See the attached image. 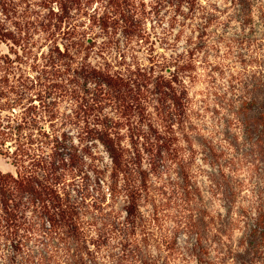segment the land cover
Listing matches in <instances>:
<instances>
[{"label":"trees","instance_id":"16d2710c","mask_svg":"<svg viewBox=\"0 0 264 264\" xmlns=\"http://www.w3.org/2000/svg\"><path fill=\"white\" fill-rule=\"evenodd\" d=\"M94 1L0 0V44L9 50L0 58L7 63L11 112L5 123L0 121V146L7 147L15 166V171L0 170V248L4 241L13 257L26 252L30 261L25 264H59L62 256L65 264H99L98 253L116 240L112 248L126 255L137 247L136 230L146 222L141 206L151 201V176L172 166L182 189H192L196 51L206 47L202 35L217 6L156 0V6L172 10L159 35L154 26L151 31L141 26L143 10L131 0H96L100 4L91 11ZM231 3L243 16L252 15V0ZM197 17L196 41L187 37V46L179 50L180 30L173 33V27ZM117 29L125 43L112 57L108 42ZM142 46L146 51L139 56ZM15 67L19 75L10 80ZM255 73L249 83L248 76L239 80V88L251 84L248 92L254 95L241 108L258 105L246 120L264 161V73ZM33 90L36 102L27 98ZM59 97L70 100L61 123L75 127L78 143L67 130L45 125L55 118ZM191 225L198 231L196 221ZM31 240L37 250L28 246ZM169 246L173 249V241Z\"/></svg>","mask_w":264,"mask_h":264},{"label":"rangeland","instance_id":"374dc122","mask_svg":"<svg viewBox=\"0 0 264 264\" xmlns=\"http://www.w3.org/2000/svg\"><path fill=\"white\" fill-rule=\"evenodd\" d=\"M201 1L208 8L210 5L217 6V11L202 35L207 40L206 47L196 51L200 73L191 89L195 104L190 122L196 149L195 158L190 163L192 189H182L181 177L172 166L169 170L164 169L161 176H151V201L141 206L146 222L136 230L138 233L133 242L137 247L125 255L112 248L116 240L98 253L99 264H111L113 259L118 264H264V161L252 145L254 135L250 134L246 120L256 114L258 105L243 110L242 101L252 99L254 95L248 92L251 84L247 89L239 88V80L248 76L249 83L252 81L249 75L253 72L256 76L264 73L260 67L264 68V0H252L251 16H243L231 0ZM131 2L143 10L141 26L149 31L154 26L159 35H163V27L168 26L172 16L171 8L162 3L156 6V0ZM99 4L95 0L90 10ZM159 18L162 21L158 25L156 21ZM198 21L199 17L186 21L188 25L184 27L178 22L173 27V33L180 30L177 40L179 50L187 46V37L196 41L195 37L201 31L196 23ZM102 37L98 38V42ZM169 37H173L172 33ZM34 38L39 36L36 34ZM109 40L107 53L114 57L118 54L119 45L123 47L125 38L117 29ZM137 48L138 55L143 56L146 51L144 46ZM40 49L41 46L33 47L34 51ZM7 51V45L1 43L0 54ZM21 66L25 69L24 64ZM14 70L9 75L10 80L19 75L18 68ZM27 70L29 75H35V71ZM233 73L236 77L232 76ZM33 92H28L27 98L32 96L36 102L38 98ZM56 103V116L53 121L47 119L46 127L55 124L59 132L64 129L72 133L74 142L78 143L75 127L61 123L70 111V100L59 97ZM9 113L7 63L0 58L2 123L7 121ZM9 155L7 147L0 146V170L15 171ZM162 184L165 186L162 187ZM259 218H262V224H258ZM193 221H196L198 231H192ZM171 241L173 249L169 246ZM2 243L0 264H25V261H30L26 260L30 258L26 252L13 257L4 241ZM28 246L33 247V251L37 250L33 240ZM199 248L207 255L201 254ZM61 260L59 264H65L64 256Z\"/></svg>","mask_w":264,"mask_h":264}]
</instances>
